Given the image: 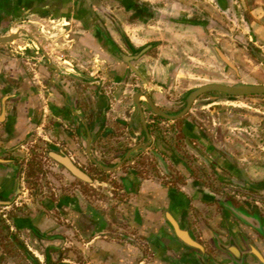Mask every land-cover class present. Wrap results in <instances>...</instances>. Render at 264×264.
<instances>
[{"label":"crops","instance_id":"1","mask_svg":"<svg viewBox=\"0 0 264 264\" xmlns=\"http://www.w3.org/2000/svg\"><path fill=\"white\" fill-rule=\"evenodd\" d=\"M124 5L106 17L85 1L0 0V37L24 30L14 43L0 45V215L6 219L0 217V264H264V239L225 207L222 188L205 184L228 181L227 172L239 176L245 165L264 180L249 149L254 131L264 127L250 118L264 112L239 99L203 97L183 118L160 120L149 139L135 104L141 93L171 115L190 90L228 83L220 52L235 68L254 61L251 53L264 63V0ZM58 7H68L50 20L65 19L71 33L72 60L63 64L72 68L66 71L54 43L29 35L37 13L54 14ZM88 63L87 80L76 77ZM144 108L150 119L152 110ZM226 113L239 118L229 121ZM89 136L101 162L147 148L132 153L125 170L109 173L116 188L92 175L90 193L79 185L64 191L74 179L58 169L61 191L35 202L23 170L27 158L63 151L81 165ZM241 147L248 148L246 155ZM101 188L103 198L96 194ZM186 231L204 252L182 241L179 234Z\"/></svg>","mask_w":264,"mask_h":264},{"label":"rangeland","instance_id":"2","mask_svg":"<svg viewBox=\"0 0 264 264\" xmlns=\"http://www.w3.org/2000/svg\"><path fill=\"white\" fill-rule=\"evenodd\" d=\"M71 1V0H68ZM81 1V4L85 1L86 3L89 2L90 3V7L94 8L95 12L99 15V16H106L109 13H113V12H119V10L122 8L124 5V2L126 0H78ZM54 14H51L49 10H47L46 14L48 15H40L41 13H37L34 16V19H36V23L35 24H30L33 28H31L29 35L32 36V38H34V40L38 41V40H44L45 43L46 41L48 43H54L55 44V48H57L58 50L60 49L59 54H64L65 57H60L57 59L58 63L63 64L64 59L65 60H69V62H71L72 60V55L69 52V50H71L72 48L70 46H67L68 43L71 41V33L69 34V32H67V28L63 27L64 23H67L66 20L62 19L61 22H52L50 21L51 18L53 16H57L59 14H64L66 15L68 13V7H63V9L60 7H58L55 10ZM52 15V16H50ZM41 16H45V17H41ZM227 25L232 26L231 21L229 20H225ZM71 23V22H70ZM69 28H71L72 26H68ZM14 28L17 29L18 27L14 26L11 27L10 30H12V32H14ZM24 33V30H18L17 33ZM45 35L48 36L47 40L45 38ZM29 38L28 36L26 37V39ZM28 40V39H27ZM15 42V41H14ZM12 42V43H14ZM9 44V43H7ZM53 44V46H54ZM64 47V48H62ZM83 53H81V56ZM251 57L253 58L252 60L254 61H241L240 62V67L233 69L231 67H229L226 63L225 67H224V75H223V80L227 81L228 83L225 84H230V85H234L237 83H242V81L244 79L250 78L253 79L257 82V84H264V63H262V61H260L259 57L254 55V53H251ZM93 57L88 54H86V56H84V60L87 61L88 60H93ZM85 61V62H86ZM93 63V62H91ZM65 68H63L66 71V68H72L71 65L69 64H63ZM81 65V64H80ZM83 66V65H82ZM92 64L88 63L86 65H84L85 69H83V71L79 74H81L80 76H77L75 74L76 77H79L82 80H87L86 74L88 75L89 71H91V67ZM79 69V67H78ZM78 69L76 68V71H78ZM72 73V72H71ZM66 75V74H65ZM86 77V78H85ZM94 78H91V80H93ZM81 80V81H82ZM207 84V83H206ZM204 85V84H203ZM97 87V86H96ZM203 97H205L206 99H220V98H226V99H239L241 101H245L246 103H252L254 106H256L260 111L264 112V96H252V97H226V96H220V95H212V94H207L204 95ZM201 97V98H203ZM199 98V99H201ZM182 108V107H180ZM177 110V109H176ZM175 109L172 110L171 112H179L176 111ZM179 110V108H178ZM173 114V113H172ZM230 113H226L225 114V118H227V120L232 121L234 119V122L236 121V119H238L239 117L235 115V113L233 115H229ZM251 120H253L256 124H264V114L262 113H255V115L251 116L250 118ZM172 128V127H171ZM176 128V127H175ZM256 128V127H255ZM178 130H180V127H177ZM258 131H254L255 135L252 134V138L253 142H252V146H254L253 148H249L251 150L252 157L254 158L255 161V165L254 168L256 171H258L257 173H261V169H264V127H257ZM171 132L172 129H171ZM175 132V131H174ZM178 133V131H177ZM177 138L179 139V137L181 136V134H176ZM171 140L173 139V136H171ZM239 140L241 141V146L242 143H244V139L240 136ZM260 146V147H259ZM85 149V148H84ZM83 149V152H84ZM239 153L240 155H246L247 154V150L248 148H239ZM84 155V154H83ZM84 157V163L81 164V168L85 169L86 172H92V170L90 169L91 167V163L88 161V158L86 157V154L83 156ZM51 157H47V150L45 151H41V158L40 157H29L27 158L28 161L24 162L25 165H23V170L25 172L26 175V179H27V188H29L32 192V196H33V200L35 202H39L40 201V197L41 195H49L51 196L52 194H56L57 192H59V190L61 191V186H58V181L60 180V178H62V174L59 172L58 169H61L60 167L56 166L54 164V161L52 159H50ZM197 159V158H195ZM128 162V160L126 161V163ZM126 163H123L121 167L116 168L115 170L112 171H100V170H94L92 173H94V176L97 177L99 176L101 178V180H105L108 184H112L113 186H115L116 188V180L111 179V174H109L110 172H115L118 170H125V166ZM90 165V166H89ZM225 165V164H224ZM252 166V165H251ZM112 167H114V165H112ZM83 169V170H84ZM65 170V169H63ZM239 172V176L236 174H232V172H227L228 174V178L230 176V178L227 180H205V184L206 186H213V187H219L221 189V191L224 192V202L225 207H229L228 205H233L236 208H240L243 209L244 211H246L247 213L251 214V215H257L262 222V226H264V180L263 179H257L254 178V173L253 172H248L249 169L247 167V165H245L244 167L238 168L237 169ZM196 171H199V169H196ZM227 171V170H225ZM200 173V172H199ZM197 175H201V176H206L205 173L202 175V173ZM89 174V173H88ZM103 175V176H101ZM234 177V178H231ZM73 183L72 185H68V186H64V191L66 189V191L70 190L71 186H75V185H79L83 188V191L85 192V194L90 193L91 190H89V183H85L82 182L76 178L73 177ZM232 179V180H231ZM89 185V186H87ZM68 187V188H65ZM107 189H109V187H107ZM63 190V189H62ZM98 191V190H97ZM96 194L97 196H99L100 198H103L105 196L103 189L101 188L100 191L97 192ZM222 197V196H221ZM228 200V201H227ZM207 202H210L211 204L213 203V201L211 199H209ZM230 211V210H229ZM231 212V211H230ZM209 214L211 215V211H209ZM224 214V213H223ZM231 214H233L231 212ZM234 215V214H233ZM225 216V215H224ZM0 217L3 220H6L2 214L0 215ZM235 217V215H234ZM240 224L243 226H247L245 224H243L240 221ZM2 225L5 226V224H0V227H2ZM243 226V227H244ZM3 229V228H2ZM197 236H200L199 233L200 228L197 227ZM255 232L260 233L259 238H261V240L264 239V229H263V233L255 230ZM262 234V235H261ZM15 247V246H14ZM16 248V247H15ZM213 250V248H212ZM10 252H14V250L10 249ZM213 251H218L217 250H213ZM14 254V253H13Z\"/></svg>","mask_w":264,"mask_h":264},{"label":"water","instance_id":"3","mask_svg":"<svg viewBox=\"0 0 264 264\" xmlns=\"http://www.w3.org/2000/svg\"><path fill=\"white\" fill-rule=\"evenodd\" d=\"M21 33V32H20ZM20 33L17 34H11L8 36L0 37V45L1 44H7L12 43L19 39ZM143 52H140L139 55H141ZM219 53V52H218ZM220 58L223 60L224 63H226L231 68L235 69V66L222 54L219 53ZM136 57H131L129 59H136ZM135 70V68H133ZM207 94L212 95H220V96H226V97H252V96H264V84H257V83H237L234 85L230 84H223V83H207L204 85H201L200 87H197L195 89L190 90L187 92L183 98L182 101V108L179 112L173 113L171 115L163 112L160 110L147 95H143L141 93H138L135 97V104H136V113H139L145 124V130L150 136L148 132V127L146 126V121L143 113V107L140 102L141 97H145L148 101L149 107L153 110V112L161 117H164L166 119H169L171 121L178 120L186 116L189 111L191 110L194 103L201 97ZM151 138V136H150ZM152 139V138H151ZM147 146H141V147H135L129 150L127 153H125L121 159L119 164L114 168H107L99 165L96 160L91 155V137L89 136L88 139V145H87V153L89 157L100 167L112 171L115 170L118 167H121L123 163H125L131 156L132 153L146 149ZM51 158L57 162L59 165L63 166L71 176L74 178L85 182V183H93V179L82 169L80 168L76 163L73 162V160L63 151H59V153L52 152ZM229 208L231 212L235 215V217L241 221L243 224L250 226L254 228L255 230L262 232V222L261 219L257 215H251L244 211L243 209L236 208L233 205H229ZM179 233V232H178ZM182 241L189 245L192 248H196L202 252H204L205 248L201 243L193 239V237L189 234L188 231L180 233L179 234ZM256 255L260 257V255L257 253V251H253ZM258 257V258H259ZM262 258V257H260Z\"/></svg>","mask_w":264,"mask_h":264},{"label":"flooded vegetation","instance_id":"4","mask_svg":"<svg viewBox=\"0 0 264 264\" xmlns=\"http://www.w3.org/2000/svg\"><path fill=\"white\" fill-rule=\"evenodd\" d=\"M144 97V96H143ZM142 98V97H141ZM141 98H140V102H141V104H142V107H143V113H144V117H145V121H146V126L148 127V132H149V134H150V136H151V133L156 129V127H159V121L160 120H167V121H171V120H169V119H166V118H164V117H161V116H159V115H157V114H155L154 112H153V110L149 107V104H148V101H147V99H145V104H144V102L143 101H141ZM150 98V97H149ZM152 101V100H151ZM145 105H148V107H149V109H151L152 110V116H151V118L150 119H148V117H146V115H145ZM160 109V108H159ZM161 110V109H160ZM163 111V110H162ZM164 112V111H163ZM138 114V116H139V118H140V120L142 121V125H143V127H144V133H145V135L146 136H148V138L149 139H151L152 138V136H151V138H150V136L148 135V133L146 132V130H145V124H144V120H143V118H142V116L139 114V113H137ZM170 115V114H169ZM87 124L86 123H83V126L82 127H87L86 126ZM86 143V147H85V149H84V152H85V154H86V157L88 158V161L91 163V167H90V169L92 170V172L94 171V170H100V171H109V170H106V169H104V168H102V167H100L99 165H101V166H103V167H107V168H114V167H116L118 164H119V162H120V159H121V157L123 156V155H120V156H118V157H116L115 158V161L114 162H110V163H107L106 161H99L95 156H94V154L92 153V147H91V155L93 156V158L96 160V162L99 164V165H97L90 157H89V155H88V153H87V145H88V142L86 141L85 142ZM52 153V152H51ZM50 153V154H51ZM55 153H59V152H55ZM50 157H51V155H50ZM50 159H52V158H50ZM53 160V159H52ZM54 161V160H53ZM55 162V161H54ZM74 162V161H73ZM58 166H61V165H59L57 162H55ZM74 163H76V162H74ZM126 163V162H125ZM77 164V163H76ZM79 167L81 166V165H79V164H77ZM112 165H114V167H112ZM90 166V165H89ZM61 168L62 169H65L63 166H61ZM81 168V167H80ZM84 169V168H83ZM84 171H85V169H84ZM86 172V171H85ZM90 173L89 171L88 172H86L91 178H92V175L94 176V173ZM73 177V176H72ZM244 226V225H243ZM243 228H245V230H249L250 229V231H252V232H254V233H256L255 232V229L254 228H252V227H250V226H244ZM262 228L264 229V226H262ZM263 232V231H262ZM245 233H246V231H245ZM258 233V232H257ZM256 233V234H257ZM247 234V233H246ZM259 235H260V233H258ZM248 235V234H247ZM262 235V234H261ZM249 236V235H248ZM247 236V237H248ZM250 239V238H249ZM220 251V250H219ZM221 251H223V250H221Z\"/></svg>","mask_w":264,"mask_h":264}]
</instances>
